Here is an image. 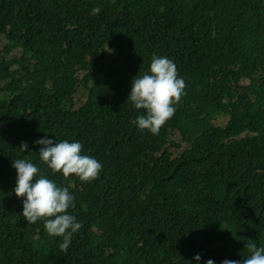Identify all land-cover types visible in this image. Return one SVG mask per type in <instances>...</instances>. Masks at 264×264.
Wrapping results in <instances>:
<instances>
[{
  "label": "trees",
  "instance_id": "obj_1",
  "mask_svg": "<svg viewBox=\"0 0 264 264\" xmlns=\"http://www.w3.org/2000/svg\"><path fill=\"white\" fill-rule=\"evenodd\" d=\"M1 38L0 264H222L264 246V0H0ZM154 54L186 83L158 135L128 100ZM46 135L80 142L99 178L51 173ZM16 159L73 195L67 253L23 217Z\"/></svg>",
  "mask_w": 264,
  "mask_h": 264
},
{
  "label": "clouds",
  "instance_id": "obj_2",
  "mask_svg": "<svg viewBox=\"0 0 264 264\" xmlns=\"http://www.w3.org/2000/svg\"><path fill=\"white\" fill-rule=\"evenodd\" d=\"M99 13V8L92 9V15ZM185 88V80L179 76L176 64L165 56L154 54L149 72L134 78L128 97L136 109L146 112L137 117L135 123L138 128L158 135L165 123L174 116V105L185 95ZM35 143L41 146L40 160L51 173H60L66 180L75 175L83 182L99 178L103 165L96 158L82 154L83 145L80 142H57L46 135ZM168 148L171 150L169 145ZM20 149L22 152L27 151L28 144L22 142ZM12 166L17 170L14 193L18 198H24L23 217L31 224L43 220L47 234L61 237L59 249L67 253L73 235L82 227L75 216L68 214L70 207H76L73 195L67 187L58 186L26 159L13 160ZM247 250L250 253L248 258L242 261L225 259L222 264H264V246L257 247L255 242L250 241ZM195 260L199 264L201 256L196 255ZM206 264H214V261L209 259Z\"/></svg>",
  "mask_w": 264,
  "mask_h": 264
},
{
  "label": "rangeland",
  "instance_id": "obj_3",
  "mask_svg": "<svg viewBox=\"0 0 264 264\" xmlns=\"http://www.w3.org/2000/svg\"><path fill=\"white\" fill-rule=\"evenodd\" d=\"M0 49L2 50L7 49V42L3 40L2 38L0 39ZM18 53L19 51L16 50V51L11 52L10 55H16ZM242 84H246V82L244 81L242 82ZM215 121L217 124H221L222 126H225L226 123L228 122V118L221 116V117L216 118ZM169 146L171 148L170 151L175 157L179 156L186 148H188V144L184 142L183 140H181V138H175V143H170Z\"/></svg>",
  "mask_w": 264,
  "mask_h": 264
},
{
  "label": "bare ground",
  "instance_id": "obj_4",
  "mask_svg": "<svg viewBox=\"0 0 264 264\" xmlns=\"http://www.w3.org/2000/svg\"><path fill=\"white\" fill-rule=\"evenodd\" d=\"M142 155H143V154H142ZM142 155H141V156H142ZM145 155H146V154H145Z\"/></svg>",
  "mask_w": 264,
  "mask_h": 264
}]
</instances>
